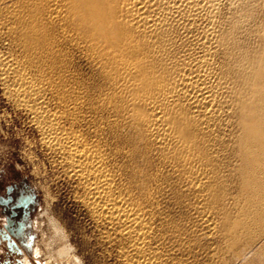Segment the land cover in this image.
<instances>
[{
  "label": "rangeland",
  "instance_id": "1",
  "mask_svg": "<svg viewBox=\"0 0 264 264\" xmlns=\"http://www.w3.org/2000/svg\"><path fill=\"white\" fill-rule=\"evenodd\" d=\"M54 1L0 0V264H23L25 260L27 264H128L131 258L151 256V264H264V129L254 135L243 133L232 111L226 110L219 120L216 116L207 118L181 99L175 107L181 140L170 145L150 141L142 125L143 119L149 120L151 115L139 96L141 73L126 81L113 68L115 63H126L131 48L141 46L146 37H151L150 32L136 30L129 18L124 19L128 8L119 0L113 29L122 28L121 34H130L132 43L119 50L110 48L107 42L97 39L91 24H95V16L100 18L98 15L104 16L105 10L113 7L112 2L93 11L94 18L88 23H81L78 18L73 22L64 19V15L52 20L57 9H66L68 0H57L55 7ZM157 3L162 9V2ZM235 8L246 16L248 30L241 37L244 49L254 53L264 39V0H221L220 21H228ZM128 11L130 15L132 11ZM170 19L165 20L172 24L164 27L168 31L164 39L173 40L176 47L155 59L151 68L156 76H166L175 69L177 72L185 64L195 69L194 61L202 54L198 44L206 21L199 19L189 27L190 21ZM112 34L107 33L108 39ZM164 56L167 60L162 59ZM213 60L217 73L222 61L218 57ZM163 61L174 65L165 69ZM21 86L25 88L19 90ZM48 117H53V123ZM49 127L67 136L74 131L76 137L79 135L83 142L85 139L86 146L97 147L105 157V169L114 178V196L123 204L141 207L138 214L145 220L142 226L149 229L143 257L130 251V237L92 216L87 205L91 197L70 170L66 155L64 158L58 147L44 143L41 132ZM260 133L262 147L252 140ZM186 160L206 171L204 181L191 182L195 181L194 170L184 165ZM69 170L71 174H67ZM199 199H203L201 203ZM208 216H214L211 229L203 222ZM226 219L231 223H225Z\"/></svg>",
  "mask_w": 264,
  "mask_h": 264
},
{
  "label": "bare ground",
  "instance_id": "2",
  "mask_svg": "<svg viewBox=\"0 0 264 264\" xmlns=\"http://www.w3.org/2000/svg\"><path fill=\"white\" fill-rule=\"evenodd\" d=\"M123 1L125 2L124 5H125L126 9L128 8V10L130 12L132 11V13H130V15H129V14H127L128 10H126V13L124 12V14H125L124 19L129 18V21L133 22L136 25L133 28H135L136 30H138V29L143 30V32L147 31L146 33L150 32L151 37L149 34H147L149 36L146 37L145 42L142 43V45H141L142 47L141 46H137V47L133 46V48H131L130 52L127 54V55H129L128 56L129 59L127 61L125 60L126 63H124V64L115 63L113 68L118 69L124 75L126 81L132 77H136L139 74V72L141 73L142 80L139 83V86H137L139 90L141 88V94L139 92V96L141 95L142 100L144 101V106H146L148 112L151 115V119H149V120L143 119V124L142 123L141 124L147 130V132H148L147 135H149L151 138L150 141H153L155 144H158V145H162L165 143H167V144L169 143V145H170V143L173 144V142L176 143L177 140L178 141L181 140V138H182L181 133H180L181 124L177 120L179 118L178 116H176L177 112L175 113V107H176L177 101H179L181 99L184 100L186 102V104L188 103V105H191L192 108H194L193 110L196 111L197 114H201L203 117H207V118L208 117L210 118V116L211 117L216 116L218 119V116L220 117V115L222 113L223 114L226 113V110L232 111V113L238 117L239 126H240L241 131H243V133H251L254 135L255 132H258V130L261 131V128L264 129V102H263L264 101V89H263V85H264V39L260 40V46H259L260 48L258 50H256V52L249 53V52L245 51V49H244L245 45H244V42L241 41V37H242V34L246 30H248V26L246 25V18H245L246 16L244 15V13H241V9L240 10L239 9L236 10V8L232 9V13L229 17V20L227 19L228 21L223 23L220 21V18H218L219 14H220L219 8H220L221 0H158V1L162 2L161 4H163V7H160L162 9L158 8L157 5L159 2L157 3V0H123ZM109 2H112L113 7L109 8L108 10H105L104 16L98 15L100 18H96L97 16H95V18L92 17L91 13H93V11H97L99 9V7H103L104 5H106ZM56 3H59V2H57V0H55L54 1V7H55ZM62 3H65V2H62ZM118 4H119V0H68L67 5H66L67 6L66 9L64 11L57 9L55 12V15L53 17H50V18L52 20H57L60 18V16L64 15L63 18L65 19L67 17L68 19H70L71 22H73V20L75 18L76 19L78 18L77 20L80 21L81 23H85V22L88 23L92 17L95 19V20H93V22L95 21V24H91V25H93V27H94V30H95L94 35L95 36L97 35V39L98 40L101 39V40L107 42L111 46L110 48H117L119 50V47L127 45V44H131L132 42L130 41V38H128V37H130L129 32H128L129 35L126 37V36H124V34H121L124 31L122 28L113 29L115 27L112 24V20L114 19V17H116L115 14H117V11L115 10V7L118 6ZM59 5H61V4H59ZM119 6H121V5H119ZM62 9H64V8H62ZM242 11H244V10H242ZM168 17H169V19L170 18L177 19V20L174 19V21H177V22H179L180 20L190 21L191 24H189V27H190V25H193V23H195L199 19L206 21L205 22L206 27H205V30L203 29L204 33H203V37L201 39L202 42L200 44L197 43L199 45V47L202 49V51H201L202 54L198 59H196L194 61L196 67H193V68H195V69L186 68L189 65L185 64V65H183L185 67L184 68L182 67V69L176 67L178 69L177 72H175V70H176L175 69L174 71L172 70V72H170V74H168L166 76L164 74H160L159 76H156L157 73L154 71V68H151L152 65L156 61L155 59H157V57L161 53H165V52L169 53V51H171L172 48L176 47V43L173 42V40L170 41L169 39H164L165 34L166 33L168 34V31L166 32L167 29L165 30L164 27H169L172 24V23L169 24V22H171V19L169 20ZM165 20L169 21V22L166 23ZM163 22L166 23V24L164 23L165 24L164 26L161 25ZM182 24H184V23H182ZM120 25H122V24H120ZM120 25H117V27H119ZM106 27L108 28V31H107ZM180 27L178 29H181ZM182 28H183V26H182ZM188 29H190V28H188ZM196 30H197V28H196ZM109 31H110V33L112 32L113 34L108 39L109 36L107 35V33ZM183 32H184V30H183ZM183 32H181V33H183ZM190 33H189V35H190ZM143 34H145V33H143ZM141 35L142 34H140V36ZM173 35H174V33H173ZM198 35L202 36L201 34H198ZM198 35H197V37L199 39ZM168 36H170V35H168ZM179 36H178V39H179ZM141 37H143V36H141ZM124 38H126V41ZM188 38H190V37H188ZM174 39H175L174 41L177 42V40H176L177 38L175 37ZM194 43H196V41ZM191 44H188V45L191 46ZM179 45H180V43H179ZM182 47H183V44H182ZM104 49H105V46H104ZM192 50H193V48H192ZM93 51L95 52V50H93ZM187 53H185V54H187ZM190 53H191V51H190ZM119 55H121V54H119ZM161 55H160V57H161ZM172 55H174V54H171V56ZM190 55L189 56L192 57V54H190ZM215 57H218L222 61L221 62L222 66H220L217 69V73L214 72L215 68L213 66V64H214L213 59ZM162 59H166V57L162 58ZM171 60H172V57H171ZM188 60L186 62H188ZM161 63H162V67L165 69H168L170 66L172 67L174 65L173 62H171L169 64L166 62L167 64H164V61H163ZM180 66H182V65H180ZM113 72H115V71H113ZM155 73H156V75H155ZM146 76H148V78H146ZM24 88H25L24 86H21V87H19V90H23ZM134 89H137V88H134ZM128 98H129V95H128ZM261 99H263V101ZM139 104L141 105V103H139ZM182 104H180V105H182ZM39 107H40V105H39ZM179 107H181V106H179ZM184 107H185V104H184ZM169 109H170V111H169ZM31 110H32V107H31ZM66 110H68V109H66ZM176 110H177V108H176ZM44 111H42V112H44ZM46 111H45V113H46ZM37 112H39V111H37ZM40 114H41V111H40ZM195 114H193V115H195ZM197 114H196V116H197ZM35 115H36V113H35ZM43 115L41 114L42 117H43ZM37 116H40V115H37ZM37 116H35V117L37 118ZM64 116H66V115L64 114ZM175 116L178 118H176ZM60 117H63V116H60ZM44 118H46V117H44ZM48 118H51V117H48ZM52 118H51V120H52ZM63 118H65V117H63ZM223 118H225V117H223ZM214 119H216V118H214ZM227 119H225V120H227ZM48 121H49L48 123H51L50 120H48ZM57 121H59V118L57 119ZM203 121H204V119H203ZM40 123L41 122H39V126H40ZM52 123H53V120H52ZM207 124L208 125L206 127L209 126V123H207ZM212 124H213V122H212ZM224 124H226V123L224 122ZM186 125H187V122H186ZM48 126H49V124H48ZM50 127H52V126L50 125ZM50 127L48 128L49 130L48 129H46L47 131L45 130L46 132H44V131L41 132V134L42 133L44 134V136L42 134V138L44 137V139H45L44 143L45 144L48 143V145H51L52 148L58 147V149L60 151L59 153L61 154V151H62L61 155L62 156L66 155V157H67L66 161L68 160V162H69L68 165L72 168L70 170L71 171L73 170L72 173L75 174L74 176H75V178H78L77 179L78 181L79 180H80V182L82 181L81 183H82V185H84L85 191H87L91 197L90 202H88L89 199L86 202H88L87 205L90 204L89 207H91V209H92L91 212H93V214H94L92 216L97 217L98 218L97 220H100L99 223L101 221H104V222L108 223V226L111 225L112 227H114V229L117 230L120 233V235L130 237L131 238V241L129 243L130 246L128 245L130 251L132 252L133 255H134L133 252H135V253H139L138 254L139 257H140V254L142 256L143 253L141 251L144 248L143 244H144V242H146L145 240H147V236H148L147 233L149 231H147V229H148L147 227L142 226V224L145 223V220L143 217H141L142 215L140 216L138 214L139 209L141 207L139 209H137V206L131 205V203H130V205L123 204V202L118 199V196L117 197L114 196V194L112 193L113 191H112V187H111L112 186L111 177L113 178V176H111L108 173V171L105 169L104 161H103L105 157L103 158V156L97 150L98 149L97 147H94L93 145H91V148H89L90 146L89 147L86 146L88 144H85V143H87V142H85V139H83L84 140V142H83L80 139L79 135H78V137H76V133L74 135V133H73L74 131L72 128H71L73 131L72 135H74V136H72L71 134H70V136H67V134L64 135V133H62L63 131L60 130L61 132H58L57 130H54L53 128H50ZM198 128H200V126ZM204 128H205V126H204ZM68 132H66V133H68ZM69 133H71V131ZM258 135L259 136H257L256 138H254L255 137L254 136L252 138V140L254 139V141L257 142L259 147H260L261 146L260 143L263 141H261L262 140L261 133ZM146 138H147V136H146ZM214 138H215V136H214ZM212 143H213V141H212ZM242 145H243V149L245 147L247 148V144H245L244 142L242 143ZM92 146L94 147V149L92 148ZM51 147H50V149H51ZM173 147H175V146H173ZM95 148H97V149H95ZM55 149L57 150V148H55ZM163 149H165V148H163ZM52 150H50V151H52ZM175 150L173 152L176 153ZM259 150H261V149H259ZM189 151H190V149H189ZM55 152L56 151H54V153ZM63 152L65 154H63ZM173 152H171V153H173ZM192 152H193V150H192ZM192 152H190V154ZM239 152H240V150H239ZM61 155H59V157H61ZM260 156H262L261 153H260ZM64 158H62V160H61L62 162L65 161V160H63ZM182 158H184V157H182ZM164 162H165V160H164ZM168 162H170V161H168ZM185 162H184L185 166L189 167L190 170H192V171L194 170V180L195 181H191V182L192 183L196 182L197 184L202 182L201 179L203 180V178H204L203 174H204L205 170L203 168L201 169V168L197 167L194 164V162H189L187 160ZM168 165H169V163H168ZM65 166H67V165H65ZM182 166H183V164H182ZM173 168L174 167H172V170H175ZM258 168H260V167H258ZM71 171L69 173L67 172V174H71ZM257 171H258V169H257ZM260 174H261V172H260ZM262 174H264V173H262ZM73 177L71 175L70 178H73ZM257 178L258 177H256V179ZM252 182H254V181H252ZM256 182H257V180H256ZM77 183L79 184V182H77ZM260 183L261 182H259V184ZM82 185L79 184L80 187ZM257 186H259V185H257ZM84 189L82 188L83 191H84ZM255 191H257V189ZM259 192L261 194V191H259ZM245 193H246V191H245ZM244 197L246 199L247 196H244ZM254 197H256V196H254ZM83 200H84V198H82V203L85 202V201L83 202ZM202 200H200V203ZM235 200H237V198ZM254 200H255V198H254ZM243 201H245V200H243ZM127 204H128V202H127ZM87 205H85V206H87ZM200 205H202V204H200ZM88 211H90V210H88ZM220 211H223V210H220ZM235 211L239 212V210H235ZM243 211H244V209H243ZM226 212L227 211H225V213ZM245 212L247 214L246 210H245ZM245 212H243V213L245 214ZM209 213H210V211H209ZM246 214H245V216H246ZM255 214H257V213H255ZM259 214H257V215L259 216ZM211 217L214 218V216H211ZM211 217L208 216L203 220V222L206 224L207 228H210L211 226L214 225L213 221H212L213 219ZM243 218H245V217H243ZM247 219H248V217H247ZM252 219H253V217H252ZM255 219L257 220V217ZM226 220H228V219H226ZM229 220L225 221V223L227 222V224H228ZM238 220L240 222L241 219H239V217H238ZM231 221L229 223H231ZM250 221H251V219H249V222H248L249 224H251ZM258 222H260V220ZM233 223H235V222H233ZM242 223L244 224V222H242ZM240 224H241V222H240ZM243 224H241L242 227H244ZM245 224H246V222H245ZM248 228H249V225H248ZM208 232L210 233V231H208ZM213 232H214V230H213ZM233 234L235 235L234 232H233ZM232 235H231V237L234 238V235L233 236ZM63 254L65 255V253H63ZM149 255H152V254H149ZM151 257H149V258L151 259ZM150 259H148L146 257L145 258H138L137 257V259L131 258V260L129 259L130 261L128 264H151V262L153 260L150 261ZM25 261L23 262V264L28 263ZM127 262H128V260H127Z\"/></svg>",
  "mask_w": 264,
  "mask_h": 264
}]
</instances>
